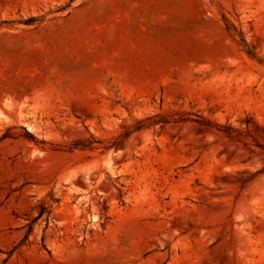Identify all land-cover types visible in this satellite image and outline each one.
<instances>
[{
  "label": "rangeland",
  "instance_id": "rangeland-1",
  "mask_svg": "<svg viewBox=\"0 0 264 264\" xmlns=\"http://www.w3.org/2000/svg\"><path fill=\"white\" fill-rule=\"evenodd\" d=\"M0 264H264V0H0Z\"/></svg>",
  "mask_w": 264,
  "mask_h": 264
}]
</instances>
